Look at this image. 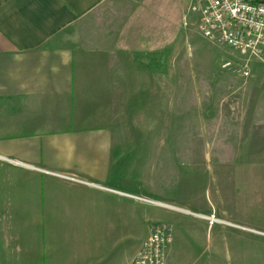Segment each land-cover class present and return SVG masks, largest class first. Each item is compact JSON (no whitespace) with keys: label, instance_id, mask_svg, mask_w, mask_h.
<instances>
[{"label":"rangeland","instance_id":"374dc122","mask_svg":"<svg viewBox=\"0 0 264 264\" xmlns=\"http://www.w3.org/2000/svg\"><path fill=\"white\" fill-rule=\"evenodd\" d=\"M194 2L122 0L74 29L75 38L98 44L112 42L103 38L112 20L116 36L132 29L124 45L105 46L107 69L121 71V80H106L105 110L97 91L90 103L93 124L105 122L114 135L115 174L106 187L120 189L121 212L117 205L107 218H9L48 234L51 246L43 241V253L28 254L29 261L128 264L149 224L159 222L173 228L165 264H235L227 253L237 242L234 229L202 217L264 231V54L248 64V77L223 69L241 65L239 55L203 36ZM102 49L90 52L101 56ZM239 246L240 264H264V237L244 235Z\"/></svg>","mask_w":264,"mask_h":264},{"label":"crops","instance_id":"0c3cea01","mask_svg":"<svg viewBox=\"0 0 264 264\" xmlns=\"http://www.w3.org/2000/svg\"><path fill=\"white\" fill-rule=\"evenodd\" d=\"M121 2L0 0V264H38L28 254L41 255L43 241L51 246L48 234L16 227L9 218H107L117 205L120 216L122 193L106 187L115 174L114 135L105 122L93 124L90 103L97 91L105 110L106 80H121L119 68L106 67L105 46L124 45L132 29L116 36L112 20L103 27L110 35L103 38L112 42L99 44L90 36L75 38L73 31L91 14L108 16ZM95 46L104 48L101 56L91 54ZM95 60L102 68L92 67ZM219 219L235 231L237 242L227 253L240 264V239L264 237V231Z\"/></svg>","mask_w":264,"mask_h":264},{"label":"built area","instance_id":"2783aa9c","mask_svg":"<svg viewBox=\"0 0 264 264\" xmlns=\"http://www.w3.org/2000/svg\"><path fill=\"white\" fill-rule=\"evenodd\" d=\"M192 11L198 15V29L203 36L239 55L241 65L226 62L223 69L248 77V64L262 61L264 54V0H194ZM215 217V216H211ZM209 225L223 221L207 218ZM169 224L151 223L148 235L128 264H165L167 250L173 242Z\"/></svg>","mask_w":264,"mask_h":264},{"label":"bare ground","instance_id":"6f19581e","mask_svg":"<svg viewBox=\"0 0 264 264\" xmlns=\"http://www.w3.org/2000/svg\"><path fill=\"white\" fill-rule=\"evenodd\" d=\"M202 218H204V219H206L207 220V218H215V217H202ZM224 222H222V224H223Z\"/></svg>","mask_w":264,"mask_h":264}]
</instances>
